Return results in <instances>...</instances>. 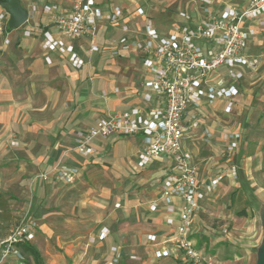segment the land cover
Listing matches in <instances>:
<instances>
[{
  "label": "crops",
  "instance_id": "crops-1",
  "mask_svg": "<svg viewBox=\"0 0 264 264\" xmlns=\"http://www.w3.org/2000/svg\"><path fill=\"white\" fill-rule=\"evenodd\" d=\"M43 1H58L65 7L70 3V0ZM231 1L238 6L247 3V0ZM100 3L105 9L119 5L134 16L136 9L143 7L149 18H154L149 13L150 6L142 0H100ZM166 4L175 6L176 10H170L160 22L155 20L162 31L180 21L177 15L180 10L199 13L196 0H167ZM35 19L32 21L35 37L8 29L12 42L0 53V192L10 191L16 200L27 205L26 218L38 224L30 242L39 250L44 264H108L118 255L116 264H180V259L185 262L178 253L163 258L155 254L163 246L158 241L172 236L174 229L166 223L165 203L161 198L166 160L138 167L141 137L98 138L94 141L96 151L88 157L74 150L76 132L90 128L97 118L136 106L146 107L141 85L145 70L139 56L111 55L108 48L117 43L121 28L102 24L97 35L98 43L105 47L102 52L91 58L88 38L76 43L77 52L85 59L81 69L73 67L68 56L58 52L51 54L53 62L48 64L39 42L48 16L38 13ZM137 20L144 25V18ZM262 31L264 28L258 29L250 47L259 40ZM240 97L241 92L236 102ZM250 105L255 106L253 101ZM207 106L210 105L203 106L198 114L200 127L202 118L208 117ZM200 127L191 130L187 144L198 165L200 181L208 183L227 171L223 174L225 179L233 185L238 182L237 187L250 191V213L258 211L263 228L261 195L264 194L260 190H264V183L250 176L256 171L255 164L250 167V173L244 168V162L253 157L248 154L243 158L240 145L244 135L235 130L238 147L227 151L222 158L215 148L200 146L205 138L204 134L197 136ZM204 127L210 128L205 124ZM202 152L207 156L202 157ZM60 160L79 169L80 177L74 184H61L53 176L48 180L40 178V174L51 171ZM233 164L238 167L235 179L227 175ZM154 201H158L159 208L150 210ZM205 211L203 208L197 214L191 230L197 245L212 229L209 224L203 225ZM103 228L109 230L105 239L97 237ZM149 234H155L157 242L150 241ZM261 243H250V258ZM205 244L207 248L208 239ZM112 247H117L118 253ZM134 252H139V259L130 258L137 256ZM10 259H16L15 264H29L23 257L14 255L2 264Z\"/></svg>",
  "mask_w": 264,
  "mask_h": 264
},
{
  "label": "built area",
  "instance_id": "built-area-1",
  "mask_svg": "<svg viewBox=\"0 0 264 264\" xmlns=\"http://www.w3.org/2000/svg\"><path fill=\"white\" fill-rule=\"evenodd\" d=\"M26 2L27 7L22 4L28 10L24 36H36L32 21L38 13L48 16L39 34L48 64L53 62L51 54L58 52L68 56L73 67L81 69L85 59L77 52L76 43L88 38L90 53H99L105 49L97 41L101 25L121 28L117 43L108 50L118 58L130 53L139 56L145 70L141 85L146 107L136 106L97 118L90 128L76 132L74 150L88 157L96 151L94 141L98 138L141 137L138 167L159 160H166L167 164L161 179V198L165 203L166 223L174 229L172 236L158 241L163 246L156 250V257L178 253L185 262L202 264L203 255L191 230L208 195L218 188L224 175L202 183L187 144L191 130L201 126L200 109L222 102L224 113H232L240 95V82L261 63L262 56L251 54L249 48L258 29L264 28V0H247L243 6L231 0H196L199 13L180 10L177 14L180 21L173 22L166 31L151 22L143 7L136 9L137 18H144L141 25L136 15L119 5L105 9L100 0H70L67 7L58 1ZM0 8L1 53L12 39L8 35L9 13ZM209 129L204 128L207 141L212 137ZM226 139L227 151L236 150L238 134L229 132ZM227 175L237 178V165H231ZM52 176L61 184L72 185L80 177V171L60 160L51 171L40 174L43 180ZM157 208L158 201L150 204V210ZM35 231L36 223L26 221L25 217L16 223L0 243V264L12 255L21 258L18 245L32 241ZM108 234L109 230L103 228L97 237L105 239ZM148 239L157 242L158 238L149 234ZM112 251L118 253L117 247H112ZM119 259L118 255L108 264H116Z\"/></svg>",
  "mask_w": 264,
  "mask_h": 264
},
{
  "label": "rangeland",
  "instance_id": "rangeland-1",
  "mask_svg": "<svg viewBox=\"0 0 264 264\" xmlns=\"http://www.w3.org/2000/svg\"><path fill=\"white\" fill-rule=\"evenodd\" d=\"M39 4L41 0H36ZM144 4L150 6L151 22L156 26V21H162L170 10H176L173 5L166 4L167 0H142ZM22 4L27 7L26 0ZM147 9V8H146ZM157 15V17H155ZM25 26L18 29H12L15 32H22ZM157 27V26H156ZM9 28V30L11 31ZM161 30L160 28H158ZM250 53L260 54L261 63L254 70L246 73L244 79L240 82L241 97L236 102V108L232 113L226 114L223 111L222 102L216 105L207 106L206 118H202L203 125L200 131L197 130V136L204 134V124L209 125L212 137L209 141H200V146H211L219 157H225L227 152L226 134L239 130L244 135L241 143V150L244 152L243 158L246 159L250 154L252 159L244 162V168L255 164V170L252 180L259 179V183H264V31L260 32L259 40H256L250 47ZM106 54V53H105ZM94 54L91 55V58ZM96 59V58H95ZM119 63L121 60H117ZM96 64V60L94 61ZM255 106L251 107V102ZM206 121H205V120ZM203 132V133H202ZM122 138H133L120 137ZM204 153L208 154L207 151ZM203 154L202 157L207 156ZM201 156V155H200ZM246 162H248L246 164ZM156 164V163H155ZM167 165V164H165ZM223 169V168H222ZM225 170V169H223ZM218 170H215V172ZM227 171L221 172L226 174ZM222 179L219 187L208 201L204 203L203 225L209 224L212 229L210 233L198 242V248L203 250L202 264H256L258 258V249L253 250V256L250 258V243H261L264 236L262 221L258 211L250 213V191L233 185L229 180ZM158 184V183H157ZM264 194V190H260ZM259 193V194H260ZM260 194V195H261ZM264 202V197L261 195ZM4 209L0 216V243L9 235L12 227L25 217L28 222H35L26 218V204L16 200L15 195L10 191L3 192ZM36 227L38 226L37 222ZM208 246L206 248V241ZM34 240V239H33ZM249 250V251H247ZM136 260L139 259V252ZM132 256V255H131ZM130 256L131 259H133ZM136 256V255H135ZM16 259H10L6 264H15ZM180 264H190L180 259Z\"/></svg>",
  "mask_w": 264,
  "mask_h": 264
},
{
  "label": "water",
  "instance_id": "water-1",
  "mask_svg": "<svg viewBox=\"0 0 264 264\" xmlns=\"http://www.w3.org/2000/svg\"><path fill=\"white\" fill-rule=\"evenodd\" d=\"M0 7L4 8L9 13L8 24L11 28L18 29L27 21L28 10L22 5L21 0H3L0 2ZM256 264H264V236L258 249Z\"/></svg>",
  "mask_w": 264,
  "mask_h": 264
},
{
  "label": "trees",
  "instance_id": "trees-1",
  "mask_svg": "<svg viewBox=\"0 0 264 264\" xmlns=\"http://www.w3.org/2000/svg\"><path fill=\"white\" fill-rule=\"evenodd\" d=\"M3 208V193L0 192V210H2ZM0 215H3V210L2 212H0ZM18 246L22 251V257L26 262H28L29 264H44L43 258L39 250L31 242H23L20 243Z\"/></svg>",
  "mask_w": 264,
  "mask_h": 264
}]
</instances>
